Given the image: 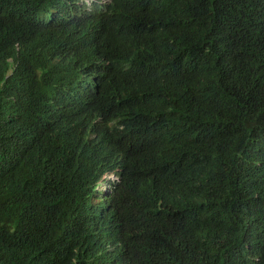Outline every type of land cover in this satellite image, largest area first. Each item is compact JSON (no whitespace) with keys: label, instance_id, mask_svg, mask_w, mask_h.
Here are the masks:
<instances>
[{"label":"trees","instance_id":"1","mask_svg":"<svg viewBox=\"0 0 264 264\" xmlns=\"http://www.w3.org/2000/svg\"><path fill=\"white\" fill-rule=\"evenodd\" d=\"M0 264H264V0H0Z\"/></svg>","mask_w":264,"mask_h":264},{"label":"clouds","instance_id":"2","mask_svg":"<svg viewBox=\"0 0 264 264\" xmlns=\"http://www.w3.org/2000/svg\"><path fill=\"white\" fill-rule=\"evenodd\" d=\"M85 3H86V5L87 6H90L91 5V3L93 2L92 0H88V1H86V0H83ZM101 2H99L100 3V5H103V6H106V5H108L109 3H110V0H100ZM105 177H108V179H111L113 176L111 175V174H108V175H105L103 178H102V180L100 181V184L104 181V180H108V179H104ZM105 183V182H104ZM99 187V186H98ZM105 187H106V184H105ZM105 187H104V190H105ZM97 190H98V188H97ZM104 190H102V191H104ZM99 192H102V191H100V190H98Z\"/></svg>","mask_w":264,"mask_h":264},{"label":"rangeland","instance_id":"3","mask_svg":"<svg viewBox=\"0 0 264 264\" xmlns=\"http://www.w3.org/2000/svg\"><path fill=\"white\" fill-rule=\"evenodd\" d=\"M86 1H88V0H86ZM104 179H108V177H105ZM104 187H105V183H104V181L99 185V187H98V190H100V191H102V190H104ZM99 192V191H98Z\"/></svg>","mask_w":264,"mask_h":264},{"label":"bare ground","instance_id":"4","mask_svg":"<svg viewBox=\"0 0 264 264\" xmlns=\"http://www.w3.org/2000/svg\"><path fill=\"white\" fill-rule=\"evenodd\" d=\"M93 2H101L100 0H92Z\"/></svg>","mask_w":264,"mask_h":264}]
</instances>
